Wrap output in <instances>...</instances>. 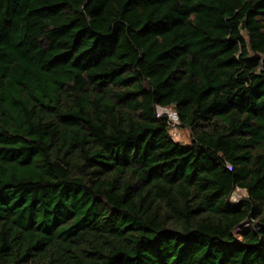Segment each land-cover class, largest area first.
Returning a JSON list of instances; mask_svg holds the SVG:
<instances>
[{"label":"trees","instance_id":"trees-1","mask_svg":"<svg viewBox=\"0 0 264 264\" xmlns=\"http://www.w3.org/2000/svg\"><path fill=\"white\" fill-rule=\"evenodd\" d=\"M0 264H264V0H0Z\"/></svg>","mask_w":264,"mask_h":264},{"label":"rangeland","instance_id":"rangeland-1","mask_svg":"<svg viewBox=\"0 0 264 264\" xmlns=\"http://www.w3.org/2000/svg\"><path fill=\"white\" fill-rule=\"evenodd\" d=\"M158 110L160 113L167 114L169 116L171 121L170 133L173 139L185 145L191 144L192 142L191 132L189 129L180 126L178 115L174 107L173 106L164 107V108L159 107ZM245 196H247V192L245 190L236 189L233 192L231 199L233 201H238L240 198Z\"/></svg>","mask_w":264,"mask_h":264},{"label":"built area","instance_id":"built-area-1","mask_svg":"<svg viewBox=\"0 0 264 264\" xmlns=\"http://www.w3.org/2000/svg\"><path fill=\"white\" fill-rule=\"evenodd\" d=\"M159 107H161V106H159ZM159 107H158V108H159ZM162 108H164V107H162ZM158 111H159V110H158ZM159 113H160V112H159ZM161 114H163V113H161Z\"/></svg>","mask_w":264,"mask_h":264}]
</instances>
